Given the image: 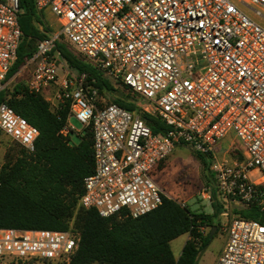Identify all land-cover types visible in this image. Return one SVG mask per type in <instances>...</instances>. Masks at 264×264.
<instances>
[{
  "label": "built area",
  "instance_id": "built-area-1",
  "mask_svg": "<svg viewBox=\"0 0 264 264\" xmlns=\"http://www.w3.org/2000/svg\"><path fill=\"white\" fill-rule=\"evenodd\" d=\"M34 5L54 16L80 56L131 89L140 110L167 126L154 134L139 115L104 104L84 74L63 79L58 106L68 105L69 114L60 134L75 132L70 119L92 134L94 167L83 180L79 207L103 218L137 219L154 211L167 196L152 174L176 147L186 146L210 162L217 195L264 215V28L238 6L264 17V0H34ZM19 14L18 0H0V92L23 36ZM58 35L38 41L24 64L33 65L28 92L42 94L59 81L50 55ZM0 130L27 153L34 151L38 130L6 103H0ZM227 136L230 145L217 157L214 146ZM234 145L238 154L231 155ZM255 172L260 177L252 181ZM206 193L204 188L199 194ZM224 232L213 264H264V222L237 216ZM78 241L73 230L0 228V260L66 263Z\"/></svg>",
  "mask_w": 264,
  "mask_h": 264
},
{
  "label": "trees",
  "instance_id": "trees-1",
  "mask_svg": "<svg viewBox=\"0 0 264 264\" xmlns=\"http://www.w3.org/2000/svg\"><path fill=\"white\" fill-rule=\"evenodd\" d=\"M18 4L23 36L5 82L33 56L38 41L52 32L34 0H18ZM54 53L79 75L84 74L86 84L96 88L99 95L113 96L111 103L139 115L154 134L167 131L158 118L139 109L138 97L131 89L105 77L66 44L56 41L50 55ZM0 103H6L39 132L32 153L15 143L17 147L7 149L5 157L9 159L0 166V228L77 232V249L65 264H198L217 231L221 205L214 196L212 214H193L176 200L163 198L157 209L137 219L100 217L97 211L78 206L83 180L94 167L90 127L76 144L69 143V138L60 134L67 122L68 105L53 109L41 94L28 92L25 84L14 85L12 91L4 88ZM235 151L238 154L237 149L230 154L235 155ZM195 154L203 171L208 169L207 159ZM236 215L264 222V215L253 205L237 210ZM204 227L210 228L205 236ZM182 235L188 239L175 258L170 242Z\"/></svg>",
  "mask_w": 264,
  "mask_h": 264
},
{
  "label": "rangeland",
  "instance_id": "rangeland-1",
  "mask_svg": "<svg viewBox=\"0 0 264 264\" xmlns=\"http://www.w3.org/2000/svg\"><path fill=\"white\" fill-rule=\"evenodd\" d=\"M240 10L253 20L256 24L264 28V17L256 15L250 8L243 5H238ZM44 18L48 22L53 33H59L58 41L66 44L75 54L79 55L73 46L66 40V38L60 33L59 23L56 21L54 16L50 14H44ZM53 59L58 67L59 79H68L70 76H77L78 72L74 68L66 65V63L59 57L58 53L53 54ZM14 77V76H12ZM10 78L6 84L5 88L9 91L13 90L15 84H25V77L19 75L14 78ZM23 77V78H22ZM114 89L119 90V86L114 84ZM99 99L103 100L104 104L111 103L113 96L110 95H99ZM102 103V104H103ZM138 106V105H137ZM140 109V108H139ZM70 125L75 129V132L68 135L69 143L76 144L78 140L84 135L85 130L88 128H83L77 121L70 119ZM233 141V140H232ZM231 142V136H227L222 139L214 146V151L217 157H221L227 145ZM17 147L10 137L5 135L0 130V166H2L9 157H5L7 149ZM234 149L236 146L234 145ZM235 155L237 151L234 152ZM209 168L203 171L202 164L197 158L195 152L186 146H178L170 159L166 162L164 167L155 170L152 174V179L164 192L172 199L179 202L181 205L186 206L189 211L193 214L205 213L212 214L213 207L211 204V197L214 196L219 205H221V213L217 216V231L210 239L208 246L204 252L200 255L198 264H209L213 261L215 257L223 249L226 241V233L224 229L231 219L237 217L236 211L239 209L237 206L228 203L227 200L216 194L214 189V173ZM260 177L258 172L252 173L250 178L252 181L257 180ZM207 188V193L205 197H202L199 193ZM79 206V205H78ZM215 231V229H214ZM210 232L209 227L203 228V236ZM188 239V235H182L170 242L171 251L175 258H178L183 245ZM0 264H65L63 259L51 260L46 262H30L21 263L16 261H11L9 259L0 260Z\"/></svg>",
  "mask_w": 264,
  "mask_h": 264
},
{
  "label": "crops",
  "instance_id": "crops-1",
  "mask_svg": "<svg viewBox=\"0 0 264 264\" xmlns=\"http://www.w3.org/2000/svg\"><path fill=\"white\" fill-rule=\"evenodd\" d=\"M43 15L44 14H50V15H52L49 11H43V12H41ZM32 71H33V65L32 64H28V65H23L22 66V68L19 70V72H17L15 75H14V77H17V76H19V75H22V76H24L25 77V82L27 83L28 82V80L30 79V77H31V73H32ZM14 77H12V78H14ZM23 78V77H22ZM61 82H62V80L61 79H59V81L56 83V84H53V85H51V86H49V87H47L43 92H42V96L44 97V99L46 100V101H48L49 102V104H50V106H51V108H53V109H55L57 106H58V92H59V90H60V87H61ZM26 83H25V85H26ZM16 85V84H15ZM230 145V144H229ZM229 145H227V147H229ZM177 148V147H176ZM175 148V149H176ZM174 152V151H173ZM173 154V153H172ZM171 154V155H172ZM171 155L164 161V162H162L158 167H159V169H161L162 167H164V165L166 164V162L170 159V157H171ZM159 169H157V170H159ZM154 180H155V177H154ZM155 182V181H154ZM163 192H164V190H163ZM165 193V192H164ZM165 195L167 196V198H169V199H172V198H170L166 193H165ZM174 200V199H173ZM239 210V209H238ZM220 254H221V252H220ZM220 254H218L217 255V257H215L214 259H213V261L211 262V263H209V264H213L216 260H217V258L220 256Z\"/></svg>",
  "mask_w": 264,
  "mask_h": 264
},
{
  "label": "water",
  "instance_id": "water-1",
  "mask_svg": "<svg viewBox=\"0 0 264 264\" xmlns=\"http://www.w3.org/2000/svg\"><path fill=\"white\" fill-rule=\"evenodd\" d=\"M213 231H214V230H213ZM213 231L211 232V235H212Z\"/></svg>",
  "mask_w": 264,
  "mask_h": 264
}]
</instances>
